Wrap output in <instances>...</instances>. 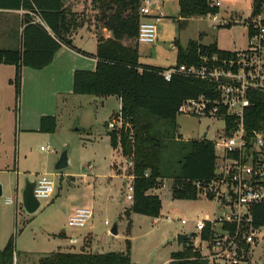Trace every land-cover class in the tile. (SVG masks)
<instances>
[{
  "label": "rangeland",
  "instance_id": "1",
  "mask_svg": "<svg viewBox=\"0 0 264 264\" xmlns=\"http://www.w3.org/2000/svg\"><path fill=\"white\" fill-rule=\"evenodd\" d=\"M209 1L221 2L217 14L231 21L229 26L217 27L207 16L178 21V6L171 3L167 16L157 23L158 40L139 44L141 62L156 67L176 64L178 41L189 44L201 39L229 53L245 50L254 0ZM85 2L82 0V6ZM147 5L148 1L142 6ZM94 15L89 13L91 19ZM6 78L13 82L9 84ZM32 80L30 89L25 85L17 90L13 74H6L0 85V251L13 240L15 264H39L51 253L82 251L129 253L134 264H169L172 254L184 249L178 245L179 233L189 234V242L199 243L194 223L206 215L213 216L219 205L203 194L196 200L174 199L171 180L160 182L153 192L162 202L159 218L126 215L131 207L127 188L132 184L133 169L119 146V98L75 95L64 90L58 94L47 73ZM40 112L55 117L54 132L33 129ZM44 125L50 126V121ZM177 126L178 136L185 141H214L224 129L221 121L183 114L177 116ZM42 147L48 150L42 151ZM64 152L68 153L69 167L56 171ZM43 175L54 180L53 195L41 201L36 213L28 214L22 202L25 181H36ZM8 199L14 204L7 205ZM81 208L91 209L93 219L85 227H70L71 213ZM181 219L189 225H182ZM115 224L116 236L111 234Z\"/></svg>",
  "mask_w": 264,
  "mask_h": 264
},
{
  "label": "trees",
  "instance_id": "2",
  "mask_svg": "<svg viewBox=\"0 0 264 264\" xmlns=\"http://www.w3.org/2000/svg\"><path fill=\"white\" fill-rule=\"evenodd\" d=\"M143 0H93V19L65 8L64 0H17L15 8L26 4L40 13L50 32L40 23L26 20L22 36V51L0 50V61L18 66L15 86H21L20 63L42 70L49 66L62 43L71 44L68 35L93 21L107 29L111 36H99L94 71L77 70L73 76V94L92 95L100 98L118 97L121 101L119 146L123 156L133 169L134 199L126 211L154 219L159 218L162 202L153 192L160 182L171 180L174 199L196 200L199 191L196 182L209 181L216 171L217 152L209 140H182L178 136L177 116L181 103L188 98L206 93L210 84L185 77L173 76L167 81L163 69L140 63L138 30L141 22L140 9ZM263 0H254L253 9L258 11ZM207 0H180V16L183 19L217 14ZM126 42V43H125ZM177 66L198 65L206 53H220L217 44L209 46L190 41L187 48L177 43ZM255 107L247 112V126L260 127L264 123V97L256 96ZM50 121V126L44 125ZM56 129L53 116L41 119L40 132L52 133ZM118 143L115 138L113 146ZM257 225L264 224V205L253 208ZM17 256L13 240L0 251V264H15ZM189 240L184 249L172 254L169 264H205ZM39 264H132L129 253L92 254L51 253L42 257Z\"/></svg>",
  "mask_w": 264,
  "mask_h": 264
},
{
  "label": "built area",
  "instance_id": "3",
  "mask_svg": "<svg viewBox=\"0 0 264 264\" xmlns=\"http://www.w3.org/2000/svg\"><path fill=\"white\" fill-rule=\"evenodd\" d=\"M207 3L210 8L221 7L220 1L207 0ZM151 6L148 2L141 10L144 18L138 30L140 44L157 41V23L161 17L149 18ZM263 11L262 6L248 20L249 43L245 50L226 55L206 53L198 65L175 66L162 73L167 81L180 76L211 85L206 93L185 99L178 114L224 123L222 134L211 141L217 152L215 176L195 183L199 195L219 205L213 216L206 215L194 223L199 243L192 246L205 264H264V224L257 225L253 214L254 207L264 205V123L257 128L246 123L247 112L259 101L256 96L264 97ZM207 17L217 27L231 23L218 14ZM54 189V180L43 175L36 180L34 195L41 204L52 197ZM127 192V199L132 202L133 184ZM6 204L13 205V199H8ZM92 219L93 211L81 208L70 216L68 224L85 227ZM180 221L184 226L190 223L185 219Z\"/></svg>",
  "mask_w": 264,
  "mask_h": 264
},
{
  "label": "crops",
  "instance_id": "4",
  "mask_svg": "<svg viewBox=\"0 0 264 264\" xmlns=\"http://www.w3.org/2000/svg\"><path fill=\"white\" fill-rule=\"evenodd\" d=\"M92 1L93 0H86L85 5L82 6V0H64V5L68 11L89 16V13L95 14V12L92 10ZM146 1L151 2L152 5V15L151 17H149L152 20L156 19L157 17H166V12L170 8L171 3L177 4L178 6L179 16L177 20L180 21L181 19H183L180 16V0H143L142 5ZM15 4H17V0H0V50H19L20 52L22 51V36L23 31L26 27L25 21L27 19L33 20L34 23H40L50 31V28L44 20V17L37 11L33 10L31 8V5L22 4L20 9H17L14 6ZM143 7L144 6H141L140 9L141 20H143L144 18L141 14V10ZM159 22H161V20ZM99 36L108 39L111 34L107 29L102 28L101 25L97 27V24L95 23V21H93L92 24H87L83 28H79L76 31H72L70 35H68V38L71 40V44L66 45L62 43L60 50L55 54L53 62L44 69L36 70L26 67L20 63L19 71L21 73V86L28 85L30 89L31 83L34 85L32 78L38 77V75L42 73H47L50 77V82L54 83L55 87L59 89L58 94H61L62 92L60 91L62 90L66 91V93L69 94L72 93L73 76L75 71H94L97 67L98 59L96 57V54L98 49ZM192 41H198L206 46L213 44H204L201 39ZM177 43L183 48H187L188 46V44H183L179 41ZM139 55L140 63L144 65L141 62L142 58L140 51ZM147 66L157 69L168 70L177 66V63L173 65L170 64L166 67H156L152 65ZM32 70H35L36 72ZM17 72V65L12 63H6L4 60L0 61V85L4 84L3 77H5L6 74H13L15 80ZM6 79V82H9V84L13 82L11 78ZM36 88H39L38 82ZM45 115L46 114L43 112H40L37 115V120L33 128L35 131H40L41 119L45 117ZM132 264L134 263L132 262Z\"/></svg>",
  "mask_w": 264,
  "mask_h": 264
},
{
  "label": "water",
  "instance_id": "5",
  "mask_svg": "<svg viewBox=\"0 0 264 264\" xmlns=\"http://www.w3.org/2000/svg\"><path fill=\"white\" fill-rule=\"evenodd\" d=\"M130 163V161H128ZM69 167V157H68V153L64 152L62 153V155L60 156L56 166H55V170L56 171H62L65 170ZM36 187V181H31L29 179H26L25 181V186L22 192V202H23V207L25 209V211L28 214H34L36 213L41 204L40 202L36 199L35 195H34V190ZM3 193V189H2V185H0V196ZM111 234L112 235H118V227L117 224H115L111 230ZM189 235L188 234H184V233H179L177 235V241H178V245L179 246H183L186 241L188 240Z\"/></svg>",
  "mask_w": 264,
  "mask_h": 264
}]
</instances>
